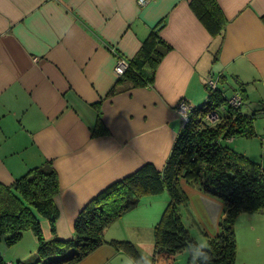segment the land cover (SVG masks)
<instances>
[{
    "label": "crops",
    "instance_id": "obj_1",
    "mask_svg": "<svg viewBox=\"0 0 264 264\" xmlns=\"http://www.w3.org/2000/svg\"><path fill=\"white\" fill-rule=\"evenodd\" d=\"M215 1L225 20L216 37L193 13L192 0H0V183L10 186L51 163L59 180V239L74 237L78 214L103 189L148 163L163 170L183 127L178 104L201 106L210 80L226 98L239 93L240 111L255 116L260 161L250 153L254 138L226 143L264 168V0ZM152 30L170 46L154 84H117L118 58L133 59ZM98 115L99 132L107 133L94 136ZM180 187L187 202L179 215L190 236L216 238L224 203L195 184L181 180ZM120 219L105 230L106 243L78 264H136L109 244L132 239ZM41 228L51 239L49 223ZM248 231L247 245L264 233ZM129 242L153 264L154 241L151 255L137 239ZM247 258L237 243L235 264Z\"/></svg>",
    "mask_w": 264,
    "mask_h": 264
},
{
    "label": "trees",
    "instance_id": "obj_2",
    "mask_svg": "<svg viewBox=\"0 0 264 264\" xmlns=\"http://www.w3.org/2000/svg\"><path fill=\"white\" fill-rule=\"evenodd\" d=\"M191 8L213 37L221 34L225 20L215 0H192ZM169 50L170 46L152 30L134 58L127 61L117 84L130 88L153 85L158 66ZM116 93L113 88L108 96ZM229 99L218 89H209L206 101L191 107L163 170L145 164L99 192L78 214L72 239L62 240L55 234L59 211L54 199L59 193V180L51 163L29 170L10 186L0 183V237H4L5 245H16L30 231L38 244L33 264H78L106 243L105 230L138 207L143 197L167 193L169 201L153 230V264L168 263L177 253L189 252L188 244L195 242L179 215V207L187 202L180 187L184 180L224 203L220 233L209 240L211 264H235V219L243 213L264 212V168L226 143L233 138L256 136L255 116L243 114L241 107L233 108ZM218 110L224 114L218 115L216 122L206 119L208 114H218ZM101 127L98 115L94 136L107 133L99 132ZM41 219L49 223V240L43 236ZM109 244L136 264H144L131 242L112 240ZM25 263L28 262L18 260L16 264ZM0 264H8L2 256ZM187 264H192L190 254Z\"/></svg>",
    "mask_w": 264,
    "mask_h": 264
},
{
    "label": "rangeland",
    "instance_id": "obj_3",
    "mask_svg": "<svg viewBox=\"0 0 264 264\" xmlns=\"http://www.w3.org/2000/svg\"><path fill=\"white\" fill-rule=\"evenodd\" d=\"M217 113L220 116L224 114L223 110H218ZM238 140H241L240 143L243 142L242 141L243 138L241 139V137H238ZM249 142H251L252 144L251 148L249 147L251 156L255 158L257 161H260V158H259L260 150L259 149H260L261 141H257V139L254 138V139H251ZM231 147L236 150V148L233 145H231ZM248 158L251 161L256 162V160H253V158L251 157H248ZM163 196H166L167 198L168 195L167 193H164V195L160 194L156 197H151V196L143 197L141 199V202L138 208L127 213L126 215H124V217L120 219L121 220L120 222L123 223V227H124V230L122 233L124 237H126L127 235H130L131 236L130 238L137 239L138 242L143 243L145 245L143 247L145 250V253H150V255L152 254V248H150L149 243L152 247L153 241H154L152 225L158 223L167 205L166 201H168V198L167 200L163 201V198H165ZM148 212L150 214H154V215H149V217L150 219L154 218L155 222H149ZM40 221L43 223L47 222L45 219H41ZM142 226H143V229L141 230L143 231L142 235L149 236L150 242L148 244H146V242H144L142 238H140L138 227H142ZM144 226H146V228ZM249 227L254 228L255 230L264 231V213L260 212V215L257 213L240 214L236 217L235 224H234L236 248H237V243H238V246L240 247L241 251L244 252V255H248V258L246 259L248 264H264V233H261V236L256 237L253 235L252 238L251 237L250 239L248 238L249 243L247 245L246 236L249 234V231H248ZM256 238H258V242H256L255 240ZM132 239H129V241H132ZM251 242L253 243L251 244ZM241 246L243 248H241ZM37 247H38L37 240L35 236L33 235V233L30 231L25 232L23 234L21 241L11 247H7L4 243V237H0V256L5 257V259L12 258L11 261H13L12 262L13 264L17 263L18 261L17 259L28 262L25 264H33L37 259V254H36ZM174 257H175V260L173 262L164 263V264H187L188 251L187 250L181 251L177 253ZM145 259L150 262V259H148L147 256L145 257Z\"/></svg>",
    "mask_w": 264,
    "mask_h": 264
},
{
    "label": "built area",
    "instance_id": "obj_4",
    "mask_svg": "<svg viewBox=\"0 0 264 264\" xmlns=\"http://www.w3.org/2000/svg\"><path fill=\"white\" fill-rule=\"evenodd\" d=\"M146 3L147 0H139L140 5H145ZM126 67H127V61L124 60L123 58H118V61L115 66V74L118 77L122 76ZM208 87L210 90H214L216 88L215 82L210 80L208 82ZM228 103L233 108H239L242 106L243 103L242 96L239 93H236L229 99ZM190 109L191 107L184 101L178 104L177 111L181 115L183 123L187 122ZM218 118L219 116L216 113H211L206 116V119L212 123L216 122Z\"/></svg>",
    "mask_w": 264,
    "mask_h": 264
},
{
    "label": "clouds",
    "instance_id": "obj_5",
    "mask_svg": "<svg viewBox=\"0 0 264 264\" xmlns=\"http://www.w3.org/2000/svg\"><path fill=\"white\" fill-rule=\"evenodd\" d=\"M187 247L192 264H211V249L207 240H197L194 243H189ZM144 264H150V262L145 259Z\"/></svg>",
    "mask_w": 264,
    "mask_h": 264
},
{
    "label": "water",
    "instance_id": "obj_6",
    "mask_svg": "<svg viewBox=\"0 0 264 264\" xmlns=\"http://www.w3.org/2000/svg\"><path fill=\"white\" fill-rule=\"evenodd\" d=\"M158 29H159V28H158ZM158 29H157V30H158Z\"/></svg>",
    "mask_w": 264,
    "mask_h": 264
}]
</instances>
